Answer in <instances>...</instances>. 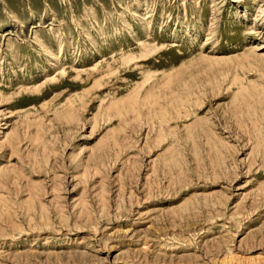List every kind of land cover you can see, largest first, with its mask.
Returning <instances> with one entry per match:
<instances>
[{
    "label": "rangeland",
    "instance_id": "rangeland-1",
    "mask_svg": "<svg viewBox=\"0 0 264 264\" xmlns=\"http://www.w3.org/2000/svg\"><path fill=\"white\" fill-rule=\"evenodd\" d=\"M0 264H264V0H0Z\"/></svg>",
    "mask_w": 264,
    "mask_h": 264
}]
</instances>
